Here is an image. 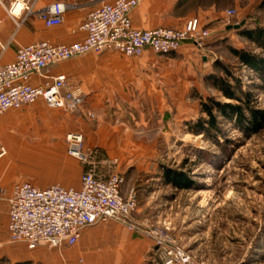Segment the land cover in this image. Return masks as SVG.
Instances as JSON below:
<instances>
[{"label":"rangeland","instance_id":"rangeland-1","mask_svg":"<svg viewBox=\"0 0 264 264\" xmlns=\"http://www.w3.org/2000/svg\"><path fill=\"white\" fill-rule=\"evenodd\" d=\"M200 7L210 12L194 16L210 31L202 47L142 58L153 63L151 68L131 73L129 60L119 55L89 53L71 60L70 81L81 88L82 105L74 112L58 110L22 122L8 132L0 129V152H6L0 158V187L10 192L15 183L28 181L39 188L46 179L65 186L71 174L83 172L70 153L73 136L82 135L83 153L105 173L124 175L123 194L135 189L138 209L132 216L141 229L168 226L171 237L198 264H264V130L248 136L233 121L220 118L222 133L212 141L191 134L186 125L205 117L199 97L231 102L205 80L211 72L221 74L216 61L231 67L243 90L251 91L264 109V79L228 51L233 46L264 55L239 34L243 28L264 27V0H192L187 9ZM238 24H243L240 29H228ZM113 62L119 63L116 70H110ZM163 167L190 174L195 187L165 185ZM122 229L121 238L132 233L153 245L146 232ZM16 244L23 243L0 238L2 248L12 250ZM126 254L119 250L117 257ZM68 261L86 264L89 257ZM0 264L37 263L3 256ZM142 264H161L154 245Z\"/></svg>","mask_w":264,"mask_h":264},{"label":"built area","instance_id":"built-area-1","mask_svg":"<svg viewBox=\"0 0 264 264\" xmlns=\"http://www.w3.org/2000/svg\"><path fill=\"white\" fill-rule=\"evenodd\" d=\"M29 0H15L8 9L14 18L23 11H32ZM142 0H114L95 8L80 27L86 33L82 41L57 45L35 42L20 46L15 61L0 63V116L9 110H22L42 100L48 108L74 112L83 103L80 87L74 86L66 74L53 76L52 67L78 56L95 53H117L129 58L143 57L146 52L157 55L176 53L185 43L197 47L210 36L198 18L189 20L185 27H160L140 30L133 26L132 11ZM69 6L54 2L38 11L45 26L63 24ZM230 15L236 14L229 11ZM35 79L42 80V83ZM72 136H70L71 138ZM82 135H74L70 153L83 165L79 189L60 184L36 187L31 182L15 183L7 198L9 206L7 235L9 243H23L35 250L41 245L50 248L75 246L84 229L98 223L116 222L131 231L146 232L153 239L156 256L161 264H198L171 237L168 226L148 231L141 229L132 214L138 209L135 189L123 194L125 177L119 173H105L101 165L83 153L79 145ZM2 148L0 157L5 155ZM8 192L0 187V196Z\"/></svg>","mask_w":264,"mask_h":264},{"label":"crops","instance_id":"crops-1","mask_svg":"<svg viewBox=\"0 0 264 264\" xmlns=\"http://www.w3.org/2000/svg\"><path fill=\"white\" fill-rule=\"evenodd\" d=\"M62 1L69 6V9L65 12L63 24L47 28L39 18L38 11L54 2ZM113 1L114 0H29L28 6L33 5L32 11H23L18 17L14 18L8 14V9L15 0H0V63L6 65L14 62L20 46H28L35 42L42 41L63 45L84 40L86 33L81 30L80 27L84 24L90 12L97 7ZM191 1L192 0H142L135 10L132 11L131 19L133 26L140 30H151L165 26L180 29L183 28L191 18H194V16L205 17L210 14L209 11L207 12L201 7L198 9H187ZM202 23H204V21H202ZM188 47L192 50L195 49V47L197 48L196 45L185 43L181 46L180 50L187 49ZM103 55L115 57V55L118 56L119 54L108 52ZM152 55V52H146L143 57H137L135 59L125 57L130 63V66L126 68L127 71L135 74L141 69L151 68L153 63L143 61L142 58L151 57ZM119 57L122 58L124 56L119 55ZM115 63L119 65L117 62ZM115 63L113 62L111 64L112 67L110 70H116L118 65L115 66ZM72 66L73 63L71 60L65 61L60 65L52 67L50 73L53 76L66 74L70 79ZM35 81L42 83L40 79H35ZM58 113H60L58 110L48 108L45 102L39 100L35 105L25 107L19 111L9 110L4 115H1L0 129L8 132V130L18 128L22 125V122L33 119L37 120V118L44 119L47 116L57 115ZM107 157H110L109 152ZM71 175V179L65 183L66 187L62 186L67 189H79L81 185L82 168ZM53 182L54 179H46L41 181L40 185L41 187H48L53 185ZM122 188L123 193H126V186ZM11 193L12 191L8 192L5 197L0 196V238L2 236H8L9 206L7 204V198L10 197ZM122 233L125 234L122 225L114 221L98 223L97 225L84 229L80 241L75 246L61 248L64 249L63 253L61 250L54 251L45 246L38 247L35 250H28L25 249L24 244H16L17 246L13 247L12 250H8L6 247H0V258L8 256L13 262L23 259L26 262L29 261L37 264H62L63 262H65V264H70L68 259L74 258L78 261H82V258L87 255L89 257V262L86 264H125V261H130L131 264H142L145 255L150 253L153 246L151 241L140 239L132 233H128L129 235L126 239L121 238ZM121 247H124V249H121ZM119 250H127L129 254L119 259V257H117Z\"/></svg>","mask_w":264,"mask_h":264},{"label":"trees","instance_id":"trees-1","mask_svg":"<svg viewBox=\"0 0 264 264\" xmlns=\"http://www.w3.org/2000/svg\"><path fill=\"white\" fill-rule=\"evenodd\" d=\"M245 38L264 52V27L243 28L239 30ZM228 51L244 67L257 72L264 79V55L251 52L246 48L228 46ZM214 68L221 74L211 72L205 80L216 89L222 97L231 102H221L214 96L200 98L201 112L205 117H199L195 122H186L188 131L193 135H204L210 140H216L222 133L220 118L233 121L235 126L245 135L254 136L264 130V109L257 106L256 96L251 91H244L241 80L234 76L231 67L216 61ZM163 182L177 189L185 190L195 187L190 174L177 169L162 168Z\"/></svg>","mask_w":264,"mask_h":264},{"label":"water","instance_id":"water-1","mask_svg":"<svg viewBox=\"0 0 264 264\" xmlns=\"http://www.w3.org/2000/svg\"><path fill=\"white\" fill-rule=\"evenodd\" d=\"M243 24H238L237 26H229L228 29H234V30H238L240 29V27L242 26Z\"/></svg>","mask_w":264,"mask_h":264}]
</instances>
